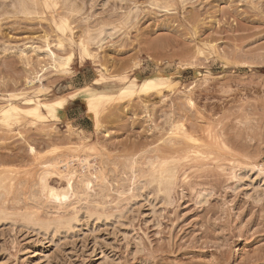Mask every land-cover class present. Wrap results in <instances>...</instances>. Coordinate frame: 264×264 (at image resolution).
Segmentation results:
<instances>
[{
  "label": "rangeland",
  "instance_id": "1",
  "mask_svg": "<svg viewBox=\"0 0 264 264\" xmlns=\"http://www.w3.org/2000/svg\"><path fill=\"white\" fill-rule=\"evenodd\" d=\"M11 1L0 0V95L32 89L39 74V96L51 100L101 66L138 77L161 69L172 81L102 101L97 127L79 100L60 120L0 121V264H264V0H70L69 15L36 0L37 16ZM52 12L68 19L73 47L57 44ZM97 27L106 32L89 41ZM79 42L93 58H81ZM47 44L72 54L65 71ZM56 158L76 170V192L80 176L92 181L90 196L49 203L39 177ZM162 161L175 172L168 194L147 177ZM61 170H50L49 185L65 186ZM71 205L81 211L72 226L40 228Z\"/></svg>",
  "mask_w": 264,
  "mask_h": 264
},
{
  "label": "bare ground",
  "instance_id": "2",
  "mask_svg": "<svg viewBox=\"0 0 264 264\" xmlns=\"http://www.w3.org/2000/svg\"><path fill=\"white\" fill-rule=\"evenodd\" d=\"M43 2L48 3L49 8H52L56 4H60V6L62 5L61 6L62 8L63 7L65 8V11L67 14L68 13L72 14V12L74 13V4L73 3H75L76 1L72 2L70 0H43ZM9 4L11 6V9H13L12 11H14L15 13L23 14L26 16L36 15L38 13V5H37L36 0H12L11 3H9ZM4 7H6V6H4ZM7 7H9V5ZM5 10H7V9H5ZM76 11H78V10L76 9ZM76 14L78 15L79 12ZM51 15L53 17V24L56 28L57 33H58L57 44L59 46H62L63 43L66 42L70 47H73L76 42L74 41V39L72 37V32H71L72 30H71L70 23H69L68 19L65 16L56 17V16H54L53 12L51 13ZM73 17H74V15H73ZM97 28H98L99 32H97L98 30H94L95 31L94 35H91V34L88 35L87 39L89 41L90 40H97L96 42H100L99 40H100L101 34L103 35V33H105L106 31L104 30L105 31L104 32L103 30H101L103 27L101 29L99 27H97ZM104 28H106V27H104ZM89 30H90V28H89ZM77 45L79 47L81 58H85V57L93 58L94 57V55L91 54L87 50L85 43L79 42V43H77ZM94 45H95V43H94ZM36 51H37V49H36ZM44 51L46 53V56L50 59L51 63L52 64L54 63L53 65L56 69H58L57 67H59L60 70L65 71V68H63V66L69 65L71 58H72V54H69L66 56H57L54 54V52H52V50L49 47V44L46 45V49ZM138 72H140V71H138ZM95 74H96L95 75L96 77L93 79V81L91 83L86 84L82 87L76 88L74 91L67 93L66 95L58 94L55 97H53L51 100H48V99L43 100L39 96V94H42V92L45 90V86L41 83V75L36 74V76H34L32 79L29 80L28 83H26L28 87L32 88L34 86L32 89L21 91L18 93H6V94L0 95V100L4 101L3 104H0V115H1L0 121L3 122L4 124H6L8 127L10 125L11 121L19 122L21 117L24 118V116H33L34 118H38L41 120L42 119L43 120H46V119L60 120L63 118V116L65 114V109L68 108V106H70L74 101L79 100L81 102V104L83 105V108L86 111L88 117H91L93 126L97 127L96 107L100 103H103L102 101H105L108 99H113L114 97H117V96H119V98H121V96L123 97L124 95L132 93L134 91H147L150 89L152 90V89L157 88L159 86H162L164 84H171V81H172L171 80V74L167 73L161 69L155 70L154 72H152L151 74H148L146 76L138 77V76L133 75L130 72L123 73L121 75H110L108 73V68L101 66V67L96 68ZM37 83H38V85L35 86ZM16 101L21 103L19 105L24 104L25 106L26 105H29V106H27V107H22L23 105L19 106L18 104H16ZM104 103H106V102H104ZM100 105H102V104H100ZM165 116L167 117V115H165ZM164 120H165V118H164ZM168 120H169V116H168ZM11 124H13V123H11ZM14 124H16V123H14ZM17 134L21 135L20 132ZM188 137H190V136H188ZM28 150H30L31 153H35V151H36L32 146H29ZM59 164H61V166L64 168V170H61L60 173H62L63 171H66V173L64 174V176L66 177V183H65V186L61 187V188L51 186L46 181V177L50 173V170L53 168H58ZM68 165H69V161L64 162V160L59 159V158H56L54 160L46 161V162L42 163L43 170H42L41 176L39 177L40 183H41V190L46 193V198L51 201V202L49 201V203H52V202L55 203L56 202L57 203L56 205L58 208L63 207L67 203V201L69 202V198L71 196H73L74 199L77 200L76 202L80 201V197L85 198V197L90 196V193L88 191L91 190V189L89 190V188L92 187V181L89 178H87L86 176H80L78 180L80 181V183L83 186V191H82V193L76 192L74 189V186H73V183H74L73 178L74 177L76 178L78 175L76 173V170L74 168H70ZM131 169H132V167H131ZM135 169L137 170V167ZM135 169H134V167L132 169V171L134 173L136 172V171H134ZM137 171H139V170H137ZM61 176H62V174H61ZM174 176H175L174 168L170 167L167 162H163V163L160 162L157 165L153 166L152 171L148 174L147 177H148V181L150 183H153V184L156 183L158 191H161L163 194H168L167 191L169 192L168 189L171 188L170 184H171L172 180L174 179ZM132 177H133V175H132ZM140 177H143V176H140ZM95 178H97V176H95ZM139 179H141V178H139ZM141 183H143V182H141ZM133 186H132V189H133ZM139 189H142V188L139 187ZM6 190L7 189L5 187V178L0 173V192L2 191V193H4V192H6ZM96 191H98V190H96ZM135 191L137 192L136 189L133 192H135ZM99 192L100 191H98V193ZM124 192H126V191H124ZM137 194H138V192H137ZM1 195L2 194H0V197H1ZM96 195H98V194H96ZM132 196H133V194H132ZM135 196H136V194H135ZM98 197H100V196L98 195ZM70 199H73V198H70ZM48 200H46V201H48ZM54 203H52V204H54ZM86 204L84 206H86ZM81 206H82V204H81ZM104 207H105V204H104ZM106 207H108V206H106ZM71 209L73 212L70 216H67V217L58 216L57 218H54L52 220L50 219L51 221L48 220V221H44V222H40V221H34V222H36V223L40 222V224L38 223L40 228L42 226L41 223L43 224L46 222V224H44V226L47 227L48 231L54 229L55 227L56 228H60V227L63 228V226H65V225L70 226L72 224L71 220L77 219L76 218L77 214L79 212H81V211H79L80 209L76 208V205H73V206L71 205ZM83 209H84V207H83ZM85 210L87 211V209H85ZM85 210H83V212ZM90 212H92V213H90V216L93 215V211H90ZM32 214H33L32 212H28V213L26 212L25 216L22 217L23 219H21V220H23V221L29 220V222L28 221L27 222L30 223L31 219L34 217V216L31 217ZM87 214H89V211ZM3 215H4V210H3V208L0 207V220L4 219V218L1 219V217ZM80 215H81V213H80ZM83 215H84V213H83ZM96 215H99V214H96ZM99 216H101V213ZM106 216L107 215H104V217H106ZM119 219H120V217H119ZM33 220H35V219L33 218ZM33 220H32V222H33ZM19 222H20V220H19ZM28 223H25V225L26 224L28 225ZM38 224H36L35 227H37ZM32 225H33V223H32ZM34 225H35V223H34ZM43 228H45V227H43ZM56 228L54 230H56Z\"/></svg>",
  "mask_w": 264,
  "mask_h": 264
}]
</instances>
